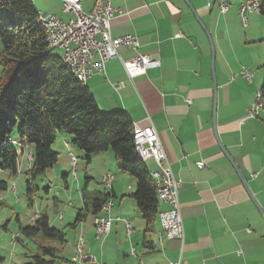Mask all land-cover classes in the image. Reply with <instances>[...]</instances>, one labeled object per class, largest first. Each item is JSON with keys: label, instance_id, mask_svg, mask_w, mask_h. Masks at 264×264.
Wrapping results in <instances>:
<instances>
[{"label": "crops", "instance_id": "1", "mask_svg": "<svg viewBox=\"0 0 264 264\" xmlns=\"http://www.w3.org/2000/svg\"><path fill=\"white\" fill-rule=\"evenodd\" d=\"M242 1L228 0L227 13L219 14L214 0H110L117 9L110 21L111 35H134L139 44L137 51L119 48L118 55L129 59L144 54L158 60L160 66L130 79L120 61L112 59L105 64L104 76L93 75L84 85L102 113H123L133 126H153L171 172L180 181L183 241H158V236H163L159 214L168 210L160 201L157 228L154 223L151 232L144 233L145 223L132 198L135 181L126 173L112 171L116 160L107 151L91 158L100 166V182L108 172L114 178L111 188L105 187L103 193L109 196L111 210L95 215H109L110 232L96 241L94 215L71 226L62 223L63 212L57 218L61 229L49 223L66 239L57 252L60 260L54 264H78L75 253L80 241L85 254L104 264H264V219L240 180L242 177L264 211V123L247 117L264 79V15L248 14L246 25L242 24ZM32 2L39 14L62 21L74 18L61 10L60 0ZM93 2L80 0L82 10L90 11ZM207 34L215 50L214 76ZM243 68L251 72L250 82L241 77ZM61 139L62 147L73 156L68 141ZM54 152L59 160V151ZM62 159L60 173L67 187L65 173L72 168L69 154ZM144 163L147 171L155 174L150 176L152 181L158 180L156 164L151 160ZM19 165L23 166L21 160L17 173ZM3 175L11 177L6 171ZM124 219L130 224V235ZM66 229L71 231L70 241Z\"/></svg>", "mask_w": 264, "mask_h": 264}, {"label": "trees", "instance_id": "2", "mask_svg": "<svg viewBox=\"0 0 264 264\" xmlns=\"http://www.w3.org/2000/svg\"><path fill=\"white\" fill-rule=\"evenodd\" d=\"M260 1L264 15V0ZM0 46V170L15 176L17 148L33 147L31 165L25 172L28 205L36 190L33 182L58 161L52 145L56 133L62 132L84 153L86 165L94 154L113 153L117 169L135 181L132 198L145 223L144 233L151 232L159 201L150 173L135 153L131 120L123 113H102L61 57L47 51L32 0H0ZM260 92L264 99V79ZM7 188V183L0 181V193ZM108 200V195L82 193L83 206L71 226L101 212ZM32 221V226L20 228L35 247L23 254L24 264H54L60 260L58 250L66 244L64 233L51 227L44 213Z\"/></svg>", "mask_w": 264, "mask_h": 264}, {"label": "built area", "instance_id": "3", "mask_svg": "<svg viewBox=\"0 0 264 264\" xmlns=\"http://www.w3.org/2000/svg\"><path fill=\"white\" fill-rule=\"evenodd\" d=\"M61 10L64 13L74 15L73 19L62 21L54 15L44 14V29L48 39L47 48H59L64 50V56L70 61L76 71L81 72L84 80L90 79L93 75H105V64L112 59H118L128 76L133 79L146 74L147 70L160 66L158 60L150 56L137 53L129 59H122L118 55L119 48H126L137 51L138 41L134 35L113 37L110 32V21L116 16L117 9L111 6L110 0H94L92 9L84 12L80 0H60ZM214 5L219 14H226L228 11V0H214ZM254 13L253 5L247 0L240 3L239 16L242 24L246 25L247 15ZM241 77L247 82L251 81L252 74L245 68L240 71ZM191 101L187 100V104ZM264 113L253 103L248 111L249 119H256ZM136 139L141 142V152L148 160L153 161L157 166L162 180V202L168 206L167 218L163 225L166 227V240L183 241V226L179 210L178 189L180 181L177 180L169 167L162 145L156 131L150 124L147 127L136 126ZM70 157V165L74 168L77 165V158ZM74 173V172H73ZM75 174V173H74ZM255 177V175H253ZM114 178L108 172L103 175V184L111 188ZM109 202V211L112 208ZM112 219L107 217L101 227H94V238L97 232H104V237L110 232ZM125 231L130 235L131 228L127 219L123 220ZM133 249L130 251L132 256ZM75 262L82 264L91 262L93 264H104L96 262L94 258L85 254L82 250V241L76 243ZM170 264H180L170 263Z\"/></svg>", "mask_w": 264, "mask_h": 264}, {"label": "rangeland", "instance_id": "4", "mask_svg": "<svg viewBox=\"0 0 264 264\" xmlns=\"http://www.w3.org/2000/svg\"><path fill=\"white\" fill-rule=\"evenodd\" d=\"M53 51L56 55L61 56L62 54L61 50L54 49ZM258 91L260 92V90L256 92ZM259 118L264 123V117L261 116ZM61 137H64L68 141L72 153L77 157V165L74 168L69 167L65 173L67 174V187L65 186L60 170L64 169L62 158L68 154L71 155V152L67 148L62 147L63 142H61ZM52 150L59 151V160L55 166L47 170L33 182V187L36 190L33 192L31 198L32 204L30 206L25 196V172L31 165L30 160L33 147L17 148L18 160H21V165L23 166L21 167L19 165L21 168L19 167L20 169L15 176L9 177V179L5 178V175H3L5 171L0 170V181L6 182L8 186L5 192L0 193V199L3 203V206H0V264L26 263L23 254L28 253L35 247L31 241H27L20 233V228L32 226L34 215L44 213L49 219V223H55L56 227L61 229L62 226L58 224L60 221L57 218L64 212L65 217L62 223H65V225L73 223L74 216L77 212L76 210L82 207V192H86L87 195H97L103 194L105 191V186L100 182V177L98 176L100 166L92 163V158L91 163L86 165L84 153L71 144L69 136L57 132ZM108 156L114 155L111 151H108ZM148 170L152 172L149 166ZM112 171L114 173L121 172L117 169L116 162L112 167ZM73 176H75L74 180ZM150 176L155 177L154 172L150 173ZM12 185H14V190L11 189ZM86 186L88 187L86 188ZM132 189L134 192V186H132ZM71 215H73L72 220ZM156 223L157 221L155 222L154 229L157 228ZM65 234L70 241L69 235L71 231L66 229ZM16 237L20 241L18 239L16 240ZM21 243L26 246L22 247Z\"/></svg>", "mask_w": 264, "mask_h": 264}, {"label": "bare ground", "instance_id": "5", "mask_svg": "<svg viewBox=\"0 0 264 264\" xmlns=\"http://www.w3.org/2000/svg\"><path fill=\"white\" fill-rule=\"evenodd\" d=\"M247 1H248V4L253 5L254 13H260V9H261V1L260 0H247ZM39 21H40V24L44 30L45 42H46V46L48 47V39L46 36V31H45L44 26H43L44 14H39ZM54 49H58V50L62 51V54L60 56L62 62L69 68L70 72L75 76V78L78 81L85 83L86 80H84L81 77V72L76 71L75 66L70 61H67V58L64 56V50L59 49V48H47V51L54 50ZM254 104H256V106L259 107L260 110L264 113V99L262 98L261 92H259V91L256 92V94H255ZM135 129H136V126H133V147H134L135 153L138 156V158L141 159L142 161L148 160L147 157H145L141 152V142H140V140L136 139V130ZM154 184H155V188H156L157 199H158V201L162 202L161 175H160V178L154 182ZM101 212H103V213L109 212V202L105 203V205L101 209ZM166 218H167V211L159 214L160 228H161V232L163 233V236H161V235L158 236L159 242H161L162 238H164V236H166V227H165V225H163V221ZM106 219H107V217L102 216V215L94 216V218H93L94 227H101V224H103L104 220H106ZM103 236H104V232H97L95 234V240L97 241V240L101 239ZM133 255H134V252H132V256Z\"/></svg>", "mask_w": 264, "mask_h": 264}, {"label": "water", "instance_id": "6", "mask_svg": "<svg viewBox=\"0 0 264 264\" xmlns=\"http://www.w3.org/2000/svg\"><path fill=\"white\" fill-rule=\"evenodd\" d=\"M208 35V34H207ZM208 38L210 40V50H211V64H210V69H211V72L214 76V58H215V50H214V46H213V43L211 42V38L210 36L208 35ZM20 77H18L17 79H19ZM214 112H215V101L213 103V116H214ZM220 149L221 151L223 152V154L230 160V158L228 157L226 151L224 150V148L222 146H220ZM232 163V162H231ZM232 165L234 166V164L232 163ZM235 168V166H234ZM240 180H241V183L243 185V187L245 188L251 202L254 204V206L256 207V209L258 210V212L260 213V215L262 216V218L264 219V211L260 208V206L258 205V203L256 202V200L254 199V197L252 196V194L250 193V191L248 190L244 180L242 177H240Z\"/></svg>", "mask_w": 264, "mask_h": 264}]
</instances>
